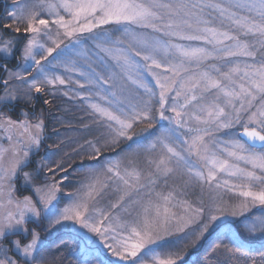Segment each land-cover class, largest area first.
Masks as SVG:
<instances>
[{"label": "snow or ice", "instance_id": "snow-or-ice-1", "mask_svg": "<svg viewBox=\"0 0 264 264\" xmlns=\"http://www.w3.org/2000/svg\"><path fill=\"white\" fill-rule=\"evenodd\" d=\"M3 27L25 40L23 73L0 65L10 89L0 104L59 93L100 130L85 141L93 159L127 150L89 169L63 210L57 197L68 176L56 179L65 172L56 152L43 180L41 169L23 172L33 191L17 198L14 179L46 121L0 111L8 141L0 146V238L43 217L48 229L75 228L85 264H178L180 251L156 249L169 237L195 247L225 219L227 252L264 264V251L244 249L226 222L244 217V230L264 236V217L245 215L264 209V0H17ZM16 43L0 44L4 58ZM39 243L38 232L23 246L15 241L28 264H49ZM0 257L17 264L6 249Z\"/></svg>", "mask_w": 264, "mask_h": 264}, {"label": "rangeland", "instance_id": "rangeland-1", "mask_svg": "<svg viewBox=\"0 0 264 264\" xmlns=\"http://www.w3.org/2000/svg\"><path fill=\"white\" fill-rule=\"evenodd\" d=\"M7 3H8L7 12L3 18L4 24L8 22V13L15 10V5L17 3V0H7ZM9 39H13V37L6 36L4 32L0 29V44H2L4 41H7ZM15 39L17 40V43H16L14 54L11 57L4 58L3 54L0 53V58L6 59V60L14 59L18 66L16 67V69H12L8 71H18V72L23 73L24 62L21 58V47L23 44L20 47H18V43L20 42V39H21L19 35L18 37L15 36ZM16 50H19V52H16ZM7 78H8V72H7L5 80H7ZM6 91H10V89H5V86H4V90L1 96H4ZM36 95L38 94L34 95L33 100L31 101L30 104L24 101L17 100L15 102H9L6 104H2L0 107V111L7 112L10 116H12L13 119H16V120L24 119L23 113H28V118L33 119L34 115L41 114L40 111L31 112L27 108L20 107V109H18V115H16L18 117L15 118V116H13L11 112V108L17 102H20L22 105H31ZM39 95H46L48 98L54 101L62 100V106H61L60 112L58 113L54 112L55 113V115L53 116L54 122L52 123V125L47 126L48 123H46V130H45L44 137L42 138V143L38 148L34 147L32 149V151L30 152L29 161L27 162V165L30 162H34V157H32L34 154H39V152L42 153L41 156L36 159V161L37 163H39L38 165L39 168L37 169H41L38 179L43 180V178L46 175H50L47 172V167H45L46 164H51V162L48 160V156L51 153L56 152L57 153L55 157L56 161L60 162L61 159H63L65 172H56V179H60L64 175L68 176V180L62 181L61 186H60L61 191L57 197V201H58L57 208L59 210H63V208L67 207L69 204L72 203V194H74L76 190L80 188L82 177L86 175L88 170L94 167H98L100 163H103L104 161L110 158L111 159L117 158V154L120 153L122 149L127 150V144H122L119 148L115 150L105 151L103 156L99 159V161L96 159H93L92 153L90 149L88 148L87 144L85 143V141L94 142L95 139L100 135V130L95 125H92L90 119L84 114V112L81 111L79 107L73 101L69 100L67 97L62 96L59 93H57L55 97L50 94H39ZM43 118L45 119L44 114H43ZM84 125H89V127L85 128ZM48 134H49L48 137L50 138L49 142L47 141ZM61 140H64V144H62L60 149L57 150L55 145ZM7 144H8V141L4 139L2 135H0V146H7ZM78 145H84V147L79 148ZM73 149H76L75 153L73 152ZM65 152L69 153V155L65 156L64 155ZM74 165H77V166L81 165V166L78 170H73L72 167ZM51 166L55 168V165H51ZM24 168L20 172H18L13 182L14 187H15V195L17 198H21V199L24 196H20L18 192V187L16 184L18 177L22 179L21 185L28 186L31 189L30 191L31 193L33 191L32 187L28 183H26L25 178L23 176V172H28V171H25ZM70 169H72L74 172L70 173ZM35 172L36 170L34 172H29V173L35 174ZM31 193H29V195ZM188 198L194 199V197H188ZM237 202L238 201H231V203H237ZM245 215L249 219L264 217V209H262L261 206L257 205L255 207H252L250 211H248ZM32 221H36L38 224L40 223L42 225L43 231L41 230L34 231V232H38L40 236L45 235V237L46 236L50 237L54 235H59L60 233H63V232H74L81 238V236L75 231L74 227L56 226L54 228L48 229V221L47 219H44L43 217L39 219L32 217L31 219L27 220L24 227H26L28 231L31 227L30 225L32 224L31 223ZM226 222L228 225L232 227L233 232L236 233V230L241 232L243 239L238 235V232H237L238 244L246 245V246L247 245L254 246L255 244L259 245V244L264 243V236H261L259 233L255 235L249 234L246 230H244L243 224L247 222V220H245L244 217L238 218V217H233L231 215H228L226 217ZM217 223H219L221 227H223V229L219 227V228H216L215 231L211 232V235L216 234L218 238L217 239L218 241H216L217 248H216L215 253L208 254V253H205L204 251V253L198 254V251L205 244V241L211 236L207 234H206L205 239L200 241V243H198L195 247L188 246L183 249L177 246L176 237H169L168 243H165L162 248H157L156 251L161 253V255L167 252L180 251L181 255L183 256V260L178 262V264H245L243 258L237 257L227 252V250L225 249V245H227L228 248H231L232 247L231 243H229L228 241L221 242V240L219 239L220 234L226 230L225 219H222L221 221H218ZM229 223H232V224H229ZM21 231L23 230H20L17 232H9L6 234L4 238H9L14 233H18ZM4 238H0V241L2 242ZM41 240L42 239H40V243H39L40 255L43 258H45V260L47 261L46 251L44 247H42L41 245L42 244ZM161 243H164V242H161ZM0 248H3V247L0 245ZM260 251H264V250H260ZM149 264H151L150 259H149Z\"/></svg>", "mask_w": 264, "mask_h": 264}, {"label": "trees", "instance_id": "trees-1", "mask_svg": "<svg viewBox=\"0 0 264 264\" xmlns=\"http://www.w3.org/2000/svg\"><path fill=\"white\" fill-rule=\"evenodd\" d=\"M8 3L7 0H0V29L4 32L6 36L9 37H15L18 35L12 33L11 31L6 30L3 25V18L7 12ZM20 42L18 43V47H20L25 40V37L23 34H19ZM16 52H19V50H16ZM0 58V65H6L8 70L16 69L18 66L14 59L6 60ZM8 71H5L3 67H0V96L3 93L4 90V84L3 81L6 79ZM48 101V103H46ZM2 104H0L1 106ZM62 106V100H51L46 95H36L34 98V101L31 105H22L20 102H17L13 105L11 108V112L13 116L18 117V109L20 107L27 108L31 112H37L40 111V113H43L45 116V121L47 126L52 125L54 122L53 116L55 115L54 112L58 113L60 112ZM49 134L47 135V137ZM48 142L50 141V138L48 137ZM42 153L39 152V154H34L32 157H34V162H30L26 167L24 168L25 171L28 172H34L37 170L39 163H37L36 159L41 156ZM86 163V162H84ZM81 166V165H80ZM80 166L74 165L72 167L73 170H78ZM72 169H70V173L74 172ZM22 179L18 177L17 179V187L18 192L20 196L29 195L31 193V189L28 186L21 185ZM23 186V187H22ZM32 224L30 225V229L28 232H18L11 235L9 238H4L2 242L0 241V245L7 250V254L11 256L13 259L17 260V264H28L27 258H25L16 248L15 241L20 240L21 245H24L28 242H30L32 238V233L34 231H43L42 225L37 223L36 221H32ZM232 224V223H229ZM223 229V227H221ZM238 232V235L243 239L241 232L236 230V233ZM40 239H42V247H44L46 251V258L49 264H85L86 257L82 254V239L75 234L74 232L66 233L65 235H54L50 237H45V235H41ZM217 236L211 235L206 241L205 244L202 246V248L198 251V254L208 253L212 254L213 247H216V241ZM216 244V245H215ZM244 249H250L252 251H260L264 250V243L263 244H255L253 245H242ZM217 248V247H216Z\"/></svg>", "mask_w": 264, "mask_h": 264}, {"label": "water", "instance_id": "water-1", "mask_svg": "<svg viewBox=\"0 0 264 264\" xmlns=\"http://www.w3.org/2000/svg\"><path fill=\"white\" fill-rule=\"evenodd\" d=\"M66 233H70V232H63V233H61V235H65Z\"/></svg>", "mask_w": 264, "mask_h": 264}, {"label": "flooded vegetation", "instance_id": "flooded-vegetation-1", "mask_svg": "<svg viewBox=\"0 0 264 264\" xmlns=\"http://www.w3.org/2000/svg\"><path fill=\"white\" fill-rule=\"evenodd\" d=\"M1 107V106H0Z\"/></svg>", "mask_w": 264, "mask_h": 264}]
</instances>
